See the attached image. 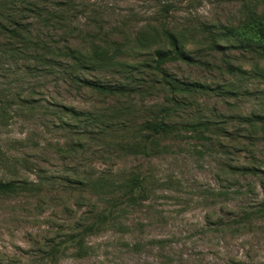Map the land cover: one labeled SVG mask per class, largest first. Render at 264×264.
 <instances>
[{"label":"rangeland","instance_id":"374dc122","mask_svg":"<svg viewBox=\"0 0 264 264\" xmlns=\"http://www.w3.org/2000/svg\"><path fill=\"white\" fill-rule=\"evenodd\" d=\"M12 1L0 0L4 13ZM20 1H16L19 9ZM38 2L50 9L63 3L70 8L68 17L78 26L76 35L78 31L100 32L122 42L123 34L132 39L148 27L184 33L187 49L198 63L174 62L166 65V71L184 82L232 87L240 96H217L216 92L178 96L188 105L171 116L174 122L264 114V59L249 50L211 51L205 44L210 27L217 32L228 27L252 33L253 21L247 13L255 1ZM258 5V12L264 14V3ZM15 15L32 23L33 36H58L65 31L42 28L28 13ZM10 42L0 34V52ZM18 42L14 38L13 43ZM137 52L118 60L135 64L153 59L147 51ZM35 67L32 58L0 56V95L6 102L0 104V180L35 185L20 194H0V264H264V143L256 152L263 164L259 176L228 169V164L244 167L253 162L227 138L220 140L224 148L220 144L209 147L184 134L180 140L163 138L158 147L161 152L150 158L125 152L122 146L142 143L146 136L134 132L142 131L145 121L170 105L166 88L151 83L156 76L149 74L144 81L143 89L150 94H133L128 99L76 89L57 74L39 76ZM232 68L245 73L231 72ZM257 69L261 75H256ZM146 74L136 75L143 79ZM84 76L125 83L122 73L85 72ZM19 97L31 104H18ZM58 105L108 118L114 125L103 135H84L75 129L79 127L60 125ZM88 128L97 130L96 126ZM74 143L84 148L69 152ZM137 175L146 179V197L133 208H123L114 226L91 234L87 229L105 208V200L93 189L75 187L66 179L122 182Z\"/></svg>","mask_w":264,"mask_h":264},{"label":"trees","instance_id":"16d2710c","mask_svg":"<svg viewBox=\"0 0 264 264\" xmlns=\"http://www.w3.org/2000/svg\"><path fill=\"white\" fill-rule=\"evenodd\" d=\"M13 0L11 8L7 14L2 11L0 6V34L10 43L5 44V49L0 52L4 58L24 57L33 59L37 63L35 71L39 76L57 74V78L64 83L76 89L87 88L100 95L108 97H127L131 98L133 94L143 95L144 81L147 76H156L151 83L159 84L162 90L166 88L170 95L168 103L157 111L156 118L147 120L140 127L142 131L136 130L134 134H145L142 143L131 144L129 147H123L121 150L132 154L144 155L147 158L153 157L161 152L159 142L163 138L171 137L174 140H180L184 134H188L194 140L209 143L210 145L220 144L224 148L222 138L229 139L230 142L251 156V165L237 167L228 164V169L234 173L241 172L244 175L252 174L259 176L262 172L263 164L257 161V148L264 143V114H233L232 116H213L195 122L177 123L172 121L171 116L183 108L182 105H188L186 101H179L178 96L192 95L193 93H211L240 96L234 88L225 89V87L212 88L197 82H184L170 72L166 71V65L174 62H183L187 64L198 63V59L191 56L192 52L187 49L188 40L184 33H175L166 28H145L139 31L134 38L129 39L128 35L123 34V41L111 39L107 34H83L76 29L78 26L72 25L73 18H69L70 8L64 7V3L59 8L50 9L46 5H41L38 0H21V8ZM255 1L256 5L248 6V15L253 21L251 25L253 31L249 35L240 33V29H229L225 27L222 31H214L207 28L208 33L205 38V44L211 51L225 49L249 50L259 58L264 59V14L258 12V4L264 3V0ZM9 8V7H8ZM16 13H28L38 19V25L45 28H55L65 30L58 36L50 34H37L33 36L30 33L32 23H24L16 17ZM20 16V15H19ZM239 30V31H238ZM19 42L15 45L13 40ZM79 40L81 44L74 46L72 41ZM3 46L0 44V47ZM34 51V52H33ZM147 51L152 55L151 61H143L135 64L126 63L118 60V57L129 52ZM136 53V54H137ZM195 53V52H194ZM85 72L101 73H122L124 82L104 81L100 79H90L84 76ZM143 79L138 75H144ZM234 73L244 74L240 68H232ZM256 75H261L257 69ZM138 86H133L137 83ZM151 88V87H150ZM161 90V89H160ZM18 104L29 106L31 103L28 98L19 97ZM0 104L6 105L3 97L0 95ZM56 112L60 120V125L79 129L84 135H103L111 130L114 123L109 122L108 118L97 117L96 115L79 111L74 107L58 105ZM155 112V111H154ZM97 127L89 129L88 127ZM127 126V125H126ZM141 136V135H140ZM95 138V137H94ZM92 139L95 140V139ZM246 139L247 143L240 141ZM98 142V141H95ZM79 148H84L82 143L72 144L69 152L76 153ZM237 148V147H236ZM238 149V148H237ZM229 153L228 149H226ZM225 151V152H226ZM67 184L87 187L93 189L102 196L106 206L97 216V219L90 223L87 230L96 233L116 224L118 214H122L123 208H133L139 204L141 199L146 197L147 186L146 179L141 175L124 179L122 182L110 178L97 179H66ZM33 183L19 182L18 180H0V194H20L23 190H32ZM121 208V209H120ZM264 212V211H261Z\"/></svg>","mask_w":264,"mask_h":264}]
</instances>
